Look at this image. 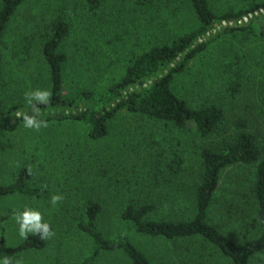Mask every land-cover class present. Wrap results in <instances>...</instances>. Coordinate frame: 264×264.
Returning <instances> with one entry per match:
<instances>
[{"label": "rangeland", "instance_id": "374dc122", "mask_svg": "<svg viewBox=\"0 0 264 264\" xmlns=\"http://www.w3.org/2000/svg\"><path fill=\"white\" fill-rule=\"evenodd\" d=\"M140 1L103 0L98 10L90 11L75 0H28L11 19L1 43V93L5 107L19 102L28 107L34 99L42 97L34 92L47 90L46 65L40 51L44 23L43 17L34 18L35 11L40 12L44 5V9H67L69 32L59 48L66 57L64 96L76 97L84 90L99 96L121 77L132 58L160 40L170 38V31L172 35L179 31L174 26H170L168 32L159 28L161 15L154 12V6L147 8L149 6L141 5ZM165 1L155 0L156 5ZM261 2L264 0H209L218 14L229 7L237 12ZM161 12L162 17L167 15V10L162 8ZM187 16L185 10L179 16V26L185 29L190 26ZM173 25L178 26L177 22ZM29 43L32 51L26 63L21 64L14 52H21ZM212 47L210 53L190 64L176 80L175 92L193 107L217 100L226 108L229 117L241 116L248 121L249 129L258 135L259 144L264 148V41L225 38ZM225 62L234 63L243 74L240 82L245 88L235 98L221 92ZM29 69H37L41 77L28 81ZM218 139V135L210 140L200 139L192 130H180L125 114L116 116L108 125V134L95 142L86 137L84 127L69 123L39 128L24 126L15 132L3 133L0 136V183H9L18 168L25 167L32 174L35 185L48 190L47 199L42 201L0 198V213L7 217L5 244L13 246L25 238L26 235H20L15 217L18 213L22 217L29 210L39 215L38 224L50 223L53 233L44 251L16 258L15 264H80L88 256L90 243L75 230L74 217L81 213L88 199L98 197L103 203L106 218L101 220V228L110 233L112 225L107 226L112 221L110 216L119 213L131 195L144 197L150 193L158 202L160 213L165 212L167 200L175 193V181L170 177L171 172L156 174L154 178L153 171H168V165L174 166L177 158L183 159L190 174L185 179V188L194 175L200 174V150ZM251 175L250 167H231L224 172L211 214L212 222L218 227L232 230L230 226L234 221L224 214V208ZM152 176L147 189L146 180ZM53 196L61 199L53 203ZM238 202L241 204V200ZM34 229L26 230L27 234ZM136 243L141 250L154 256L156 264H171L166 261L168 244L164 247L148 240ZM211 253L203 251L205 264H226L212 258ZM98 264H109V258H102Z\"/></svg>", "mask_w": 264, "mask_h": 264}, {"label": "trees", "instance_id": "16d2710c", "mask_svg": "<svg viewBox=\"0 0 264 264\" xmlns=\"http://www.w3.org/2000/svg\"><path fill=\"white\" fill-rule=\"evenodd\" d=\"M27 1L0 0V136L20 130L25 126L24 117L31 116L38 123L42 122L41 126L81 125L86 137L95 142L108 134V125L116 116L125 114L180 130L189 129L200 139L219 137L200 150V174L194 175L185 188V179L190 174L183 159L177 158L174 166L168 165V171H153L154 178L156 174L171 172L170 177L175 181V193L167 200L165 212L160 213L158 202L150 193L144 197L131 195L119 213L108 215L112 219L107 224L112 225L110 233L101 228V220L106 218L103 203L98 197L88 199L81 213L74 217L75 230L90 243L88 256L80 264H98L104 257L109 258V264H156L152 254L137 246V240L159 242L164 247L168 244L166 261L171 264H205L203 251L206 250L212 252V258L226 264H264V148L259 144L258 135L249 129L246 119L229 117L226 108L217 100L193 107L174 88L189 65L210 53L220 40L240 37L264 41V2L237 12L229 7L218 14L209 0H166L161 5H156L155 0H141V5L154 6V12L161 15L159 28L168 32L167 29L174 26L179 31L174 35L170 31V38L160 40L132 58L121 77L99 96L84 90L72 98L64 96L66 57L59 52L69 32L67 9H44V5L43 10L40 8V12L35 11L33 15H36L34 18L43 17L40 51L46 65V91L50 95L34 99L28 107L21 102L5 107L1 93V43L11 19ZM75 1L96 11L103 0ZM162 8L167 10L164 17ZM184 10L190 22L187 29L179 26V16ZM242 18L248 19L238 22ZM31 51L29 43L21 52L14 53L22 64L26 63ZM223 67L221 92L235 98L245 88L240 82L243 74L234 63L225 62ZM28 71V81L41 77L37 69ZM231 167H250L252 175L241 190L234 192V198L224 208V214L234 221L229 231L213 223L211 214L222 176ZM13 177L9 183H0V198L47 199L48 190L35 185L27 168L19 167ZM151 179L153 176L146 180L147 189ZM6 220L7 217L0 213V259L7 256L15 264L16 258L46 249L50 236L44 234V226L52 232L50 223H40L41 227L29 232L22 241L8 246L4 239Z\"/></svg>", "mask_w": 264, "mask_h": 264}, {"label": "clouds", "instance_id": "9594fccd", "mask_svg": "<svg viewBox=\"0 0 264 264\" xmlns=\"http://www.w3.org/2000/svg\"><path fill=\"white\" fill-rule=\"evenodd\" d=\"M39 96H47L50 95L49 92L47 91H36L34 92ZM33 93H31L30 95H32ZM45 103L47 101H44ZM24 121H25V127H29V128H39L41 126V123H38L33 117L31 116H25L24 117ZM59 199H61L60 196H53L52 201L53 203H55L56 201H58ZM16 221L19 223V232L21 236H25L27 235V231L30 228H40L41 226L37 223L40 219L39 215L37 214V212L35 211H25L21 217V215L18 213L16 215ZM22 220V223H20V221ZM44 234L48 237L53 235L52 232H48L47 230V225L44 226ZM0 264H12V260L11 258L5 256L2 259H0ZM17 264H19V262H17Z\"/></svg>", "mask_w": 264, "mask_h": 264}]
</instances>
